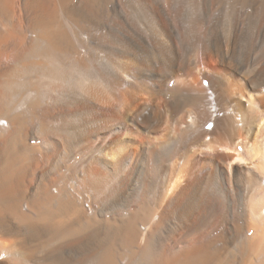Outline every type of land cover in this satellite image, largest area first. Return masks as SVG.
I'll return each instance as SVG.
<instances>
[{"label": "bare ground", "instance_id": "1", "mask_svg": "<svg viewBox=\"0 0 264 264\" xmlns=\"http://www.w3.org/2000/svg\"><path fill=\"white\" fill-rule=\"evenodd\" d=\"M0 264H264V0H0Z\"/></svg>", "mask_w": 264, "mask_h": 264}]
</instances>
